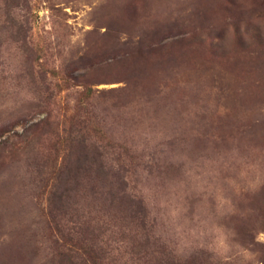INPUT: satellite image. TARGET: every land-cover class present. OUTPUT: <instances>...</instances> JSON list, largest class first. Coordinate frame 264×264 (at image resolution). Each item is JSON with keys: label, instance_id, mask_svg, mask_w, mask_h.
<instances>
[{"label": "rangeland", "instance_id": "obj_1", "mask_svg": "<svg viewBox=\"0 0 264 264\" xmlns=\"http://www.w3.org/2000/svg\"><path fill=\"white\" fill-rule=\"evenodd\" d=\"M106 210L102 264H264V0H0V264Z\"/></svg>", "mask_w": 264, "mask_h": 264}, {"label": "trees", "instance_id": "obj_2", "mask_svg": "<svg viewBox=\"0 0 264 264\" xmlns=\"http://www.w3.org/2000/svg\"><path fill=\"white\" fill-rule=\"evenodd\" d=\"M80 169L82 171L84 170L83 168L77 167L75 171L78 172ZM82 181H83V178L73 176L72 180H70V183L72 185L70 187L71 188L80 187L82 184ZM65 182H67V185H68L69 183L68 180ZM65 182L63 181L61 182L63 188H65ZM105 186L107 187V191L98 193L99 198H101V201H102L100 212L102 211V208L109 210L110 209L109 206L113 204L114 199H115V194L111 190V183L107 182ZM71 188L66 187L65 189H63L64 195L62 196L54 195V199L56 202L53 203V205L51 206L53 211H57L59 209L58 208L59 202H61L63 207H65L64 204L66 203L62 200V197H68L67 191H71L72 190ZM105 203H107L106 207H105ZM107 210L101 213L100 219L97 218V220L99 221V225L96 226L95 230H93V228L90 227V222L88 221L82 222L83 233H82V236L80 237L79 242L84 241V244L80 245V249H79V252H81L80 255L78 254L74 256V253L70 251L71 245L68 247L69 250H65L66 252H63L62 256L65 258V260L68 261V264H74L73 262L79 263V264H102L101 254L103 253V250L94 248L93 245H90V244L93 241V239L91 238H95L96 240H98V238H102V236L104 235V232L106 231V229H105V223L103 222V219H106L107 217H109ZM74 214H76V217H80L77 213H74ZM88 240H89V244L86 243V241Z\"/></svg>", "mask_w": 264, "mask_h": 264}]
</instances>
